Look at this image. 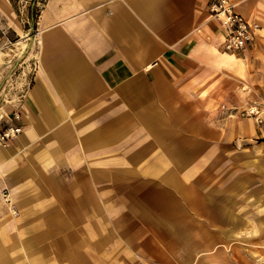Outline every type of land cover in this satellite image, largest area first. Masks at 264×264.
<instances>
[{"label": "crops", "instance_id": "0c3cea01", "mask_svg": "<svg viewBox=\"0 0 264 264\" xmlns=\"http://www.w3.org/2000/svg\"><path fill=\"white\" fill-rule=\"evenodd\" d=\"M212 1L0 0V264H264V0L239 53Z\"/></svg>", "mask_w": 264, "mask_h": 264}, {"label": "built area", "instance_id": "2783aa9c", "mask_svg": "<svg viewBox=\"0 0 264 264\" xmlns=\"http://www.w3.org/2000/svg\"><path fill=\"white\" fill-rule=\"evenodd\" d=\"M209 13L211 19L223 28L224 36L221 49L228 53H239L244 51L254 38V32L259 25L250 22L242 14L235 10L234 4L230 0H213L209 4ZM13 43L9 39L8 34L0 26V51L8 48ZM249 117H255L257 122H263V113L257 106L249 107L244 111ZM15 119H19V114H14ZM20 125L7 126L0 131V144L6 146L9 142L17 139L21 134ZM4 199H8V192L2 193Z\"/></svg>", "mask_w": 264, "mask_h": 264}, {"label": "rangeland", "instance_id": "374dc122", "mask_svg": "<svg viewBox=\"0 0 264 264\" xmlns=\"http://www.w3.org/2000/svg\"><path fill=\"white\" fill-rule=\"evenodd\" d=\"M258 101H261L262 102V106L264 107V99L263 100H258Z\"/></svg>", "mask_w": 264, "mask_h": 264}]
</instances>
